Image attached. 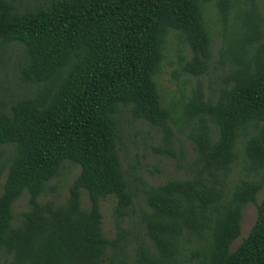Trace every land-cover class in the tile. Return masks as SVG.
Here are the masks:
<instances>
[{"label": "trees", "instance_id": "16d2710c", "mask_svg": "<svg viewBox=\"0 0 264 264\" xmlns=\"http://www.w3.org/2000/svg\"><path fill=\"white\" fill-rule=\"evenodd\" d=\"M21 3L0 0V56L21 49L17 78L27 90L0 98L5 264H125L121 225L136 191L146 205L140 223L147 242L135 244L132 264H264V199L256 201L264 187V0ZM211 9L228 29L219 50L222 85L214 93L196 86L163 100L155 77L172 33L188 49L182 71L190 77L208 71L212 34L205 15ZM124 110L161 131L165 153L173 155L170 125L186 131L193 158L183 178L128 181L118 153ZM238 142L254 179L230 187ZM65 163L79 167L66 200L40 201ZM24 192L28 209L14 224L12 205ZM109 196L115 199L113 238L101 228L99 202ZM251 203L255 222L230 250Z\"/></svg>", "mask_w": 264, "mask_h": 264}, {"label": "rangeland", "instance_id": "374dc122", "mask_svg": "<svg viewBox=\"0 0 264 264\" xmlns=\"http://www.w3.org/2000/svg\"><path fill=\"white\" fill-rule=\"evenodd\" d=\"M22 7L32 4L43 3L47 0H23ZM27 3V4H26ZM208 26L212 34L211 64L208 71L201 76H188L182 71L185 60L189 53L185 45L179 42L177 36L172 33L167 40L164 51V60L161 65V72L155 77L157 89L161 98L165 101L178 99L181 94H188L193 87L199 86L205 94L214 93L223 83L224 67L219 62V50L222 46L223 31L222 26L216 22L213 9L207 11L205 15ZM22 58V51L18 47L6 49L0 56V98L7 99L13 94L12 99H16L26 94L25 90L17 78V64ZM11 97V96H10ZM119 128L121 140L118 144V153L123 172L128 181L134 185L135 178H140L147 185H158L168 179H181L185 176L184 168L186 163L192 161L193 151L191 142L188 140L186 131L179 128V125H170L173 138L171 151L173 155L165 153L161 131L149 124L133 119L129 112L122 111L119 116ZM242 143V141H241ZM238 142L236 146L237 161L232 167L229 178V186L233 187L240 179L252 180L254 177L245 171L242 144ZM79 174V167L65 163L59 174L51 179L46 187V191L39 197L40 201L54 200L58 203L64 202L68 196V189L74 179ZM5 179V172L0 176V183ZM140 184V183H139ZM136 183L137 186H139ZM133 206L129 216L122 222V228L126 231V253L125 264L133 263L134 247L137 242H147L144 230L140 223V215L146 210L143 195L140 191L135 192ZM29 196L26 192L12 205L14 224L20 214L28 209ZM264 199V187L256 197L259 203ZM82 208L89 206V200L85 193L81 197ZM115 199L109 196L100 200L99 207L102 214V233L107 238H113L116 234L114 218L112 216ZM256 207L248 204L242 211L241 233L230 246V250L245 238L255 222ZM111 249L107 252V260L111 259ZM7 257L0 256V264H5ZM104 264H110L107 261Z\"/></svg>", "mask_w": 264, "mask_h": 264}]
</instances>
